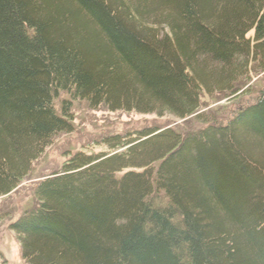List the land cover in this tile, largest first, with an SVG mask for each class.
I'll list each match as a JSON object with an SVG mask.
<instances>
[{
    "label": "trees",
    "instance_id": "trees-1",
    "mask_svg": "<svg viewBox=\"0 0 264 264\" xmlns=\"http://www.w3.org/2000/svg\"><path fill=\"white\" fill-rule=\"evenodd\" d=\"M257 84L228 125L172 127ZM76 102L165 126L44 177L9 226L24 264H264V0H0V197L75 133Z\"/></svg>",
    "mask_w": 264,
    "mask_h": 264
},
{
    "label": "rangeland",
    "instance_id": "rangeland-1",
    "mask_svg": "<svg viewBox=\"0 0 264 264\" xmlns=\"http://www.w3.org/2000/svg\"><path fill=\"white\" fill-rule=\"evenodd\" d=\"M146 23L149 27H152L151 25L155 21L150 19ZM159 29L161 30L160 33H162V27ZM259 85H256V90L251 91V94L237 97V103L239 104L229 98L213 106L199 110L198 115H204L200 121L196 115L187 120L171 119L169 117V120L173 122L172 127L178 128L183 134H192L208 126L216 128L224 127V125H228L234 120L233 118L241 110L242 106L250 102L253 103L258 98L257 91ZM247 88L245 86L242 90H246ZM210 93L205 92L204 94L209 95ZM76 103L78 105L75 106V110L73 109L74 117L77 120L75 121V133L58 136L43 156L36 161L30 178L10 195L0 197V264L24 263L22 244L16 234L9 229V226L12 222L22 218L26 212L36 208L35 189L37 185L44 177L59 171L68 154L78 152L82 147L91 145L106 136L123 135L145 128L154 127L153 129H155V127H159L161 129L165 126L164 122H161L159 117L154 115H145L136 111L117 113L107 111L92 112L85 109L87 105L84 102ZM203 120L209 123H204ZM92 151L101 153L108 150L104 146H101L93 148ZM154 166L157 167L158 164H154ZM143 169L137 168L132 170L143 172Z\"/></svg>",
    "mask_w": 264,
    "mask_h": 264
}]
</instances>
